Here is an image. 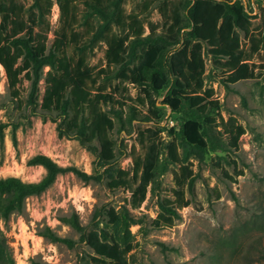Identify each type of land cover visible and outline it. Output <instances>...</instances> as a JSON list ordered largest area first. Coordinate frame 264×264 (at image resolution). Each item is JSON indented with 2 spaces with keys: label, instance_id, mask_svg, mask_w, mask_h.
<instances>
[{
  "label": "trees",
  "instance_id": "1",
  "mask_svg": "<svg viewBox=\"0 0 264 264\" xmlns=\"http://www.w3.org/2000/svg\"><path fill=\"white\" fill-rule=\"evenodd\" d=\"M126 1L0 0V65L11 101L20 111L26 107L27 112L21 114L27 120L34 115L49 119L56 124L60 138L78 140L95 156L92 174L75 166H61L39 154L28 164L45 168L40 181L0 178V264H16L2 222L21 215L29 198L42 195L67 173L86 183L106 181L111 190L130 192L121 209L97 211L93 221L99 216L104 219L88 231L77 217L71 220L81 233V242L91 250L83 252L80 264H130L132 244L126 237L115 239L110 226L126 236L131 225L143 223L131 211L142 207L159 177L174 165L171 195L159 201V212L151 220L155 229L173 227L181 218L180 211L192 204L188 194L195 195L194 160L204 161L209 151L239 149L245 128L236 118L221 115L214 89L206 86V56L226 87L255 78L251 59L259 55L264 65V0H258L262 7L255 16L243 0H161L162 28L139 13H127ZM155 1H145L144 11ZM55 5L60 17L53 28L50 19ZM127 27L124 34L117 31ZM50 33L54 36L51 45ZM101 43L106 46V65L95 67L90 60ZM24 81L30 83L25 99ZM124 84L137 88L135 99ZM159 97L182 117L177 134L180 142L172 139L165 144L164 128L155 122L161 118ZM136 120L155 122L156 127L139 129L129 150L113 135L118 123L120 132L126 130L125 123ZM11 125L16 144L19 125ZM7 126L0 124L1 143ZM125 154L132 159L129 169L119 165ZM101 223L105 225L101 227ZM40 235L54 243L75 246L50 227Z\"/></svg>",
  "mask_w": 264,
  "mask_h": 264
},
{
  "label": "rangeland",
  "instance_id": "2",
  "mask_svg": "<svg viewBox=\"0 0 264 264\" xmlns=\"http://www.w3.org/2000/svg\"><path fill=\"white\" fill-rule=\"evenodd\" d=\"M145 1L127 0L126 12L139 13L145 20L162 28L164 20L158 10L161 0L155 1L146 12L143 8ZM243 1L250 4L247 9L252 16L260 12L262 3L258 0ZM59 17L60 9L55 5L50 19L53 28L58 25ZM254 21L255 24L258 22L257 19ZM117 31L124 34L128 27ZM53 38V33H50L49 45L53 43ZM248 45L245 41V48ZM105 53V44H99L90 64L104 67ZM206 63V86L214 89V99L220 103L221 115L224 119L236 118L245 128V134L237 151H209L204 161L194 160L197 174L195 195L191 197L188 194L192 204L180 211L181 218L173 227L155 229L151 220L159 212V201L171 195L174 165H169L166 173L159 177L142 207L131 211L136 219H143V223L131 225L126 236L118 227L110 226L115 239L126 237L132 244L130 264H264V65L260 56L255 55L251 59L255 65V78L226 87L208 56ZM123 86L128 89L129 96L137 97V88L127 84ZM29 87L30 83L24 81V99ZM161 101L159 97L161 118L155 122L164 128L165 144L172 139L180 142L177 134L182 117ZM26 110V107L18 110L11 101L7 78L0 66V124H8L4 129V142H0V178L16 176L28 182L40 181L46 173L45 168L28 164L32 157L39 154L52 158L61 166H75L88 174L94 172L95 156L78 140L60 138L56 124L42 116L34 115L27 120L21 114ZM14 122L19 125L16 144L12 140L11 124ZM155 122H127L126 130L120 132L121 124L118 123V131L113 137L130 150L137 131L156 127ZM138 150L144 154L139 146ZM179 151L182 152V149ZM119 165L129 169L132 159L125 154ZM129 198V191L111 190L106 181L86 183L73 173L60 175L46 192L26 201L21 215H13L10 221L1 224L10 241L16 264H80L83 252L91 250L81 242V233L73 227L71 220L77 217L88 231L94 223L104 219V216H99L93 221L97 211L110 207L121 209ZM104 225L100 224L101 227ZM45 227H50L62 238L74 241L75 246L54 243L41 236Z\"/></svg>",
  "mask_w": 264,
  "mask_h": 264
},
{
  "label": "bare ground",
  "instance_id": "3",
  "mask_svg": "<svg viewBox=\"0 0 264 264\" xmlns=\"http://www.w3.org/2000/svg\"><path fill=\"white\" fill-rule=\"evenodd\" d=\"M1 66V65H0ZM2 67V66H1ZM3 68V67H2Z\"/></svg>",
  "mask_w": 264,
  "mask_h": 264
}]
</instances>
